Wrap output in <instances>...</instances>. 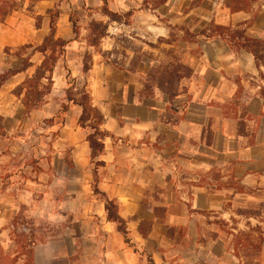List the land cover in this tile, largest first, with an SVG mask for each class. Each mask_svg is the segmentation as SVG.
<instances>
[{"label":"rangeland","instance_id":"rangeland-1","mask_svg":"<svg viewBox=\"0 0 264 264\" xmlns=\"http://www.w3.org/2000/svg\"><path fill=\"white\" fill-rule=\"evenodd\" d=\"M36 1L18 0V11L25 4L33 7ZM53 1L54 7L58 5V0ZM66 1L69 4H59L62 17L69 15L71 9L79 17V36L67 48L66 63L79 86L87 80L92 102H168L169 106L173 102H190L195 98L190 92L203 90L209 81L216 85L217 76L201 75L204 67L218 63L216 50L210 43L223 42L225 50L236 58L245 53L253 57L243 49L230 48L221 39L208 40L199 34H211L214 28L223 27L248 37L247 29L258 12L256 4H264L260 0L251 3L245 11H240L250 14L251 19L236 24L232 16L238 12H233L226 0H166L156 10L144 8L146 0H107L110 9L118 14L134 11L131 22L124 23L123 20L112 22L100 14L102 0ZM148 2L156 4L152 0ZM83 4L93 10L96 21L108 27L107 35L100 42L101 54L93 57L92 71L87 76L82 73V58L90 19L82 9ZM33 12L28 15L35 25L38 17ZM186 33L197 37L185 36ZM56 37L71 40V25L62 20L57 22ZM20 48H6L9 54L4 49L2 65L21 68L22 60L18 56L26 58L31 50L23 52ZM36 56L34 65L41 59L39 54ZM260 56L261 60L254 62L261 71L253 80L246 76L230 80L236 92L227 101L230 102L228 112L233 114L243 107L242 80L254 87L264 100V55ZM65 76L63 64L59 62L53 73V90L44 104L58 105L64 100ZM4 104L8 116L0 118V264H12L16 249L8 225L21 209L35 223L39 264H102L105 257L101 247L105 238L98 229V221L90 219L99 204L92 202L85 133L74 124L61 134L60 120H44L37 113L26 115L21 102ZM217 179L218 174L213 173L212 180ZM256 198V224L252 222L248 226L242 218L239 229L236 222L229 226L210 214L206 217L209 230H205V238L200 243L215 241L221 235L229 244L230 254L241 264L263 263L264 255L262 251L256 252V248L261 245L260 235L264 234V218L260 219V214H264V191L258 192ZM237 212L243 217L253 213L247 208ZM21 223L25 228L30 226L27 220ZM231 229H236V233ZM15 264H25V260Z\"/></svg>","mask_w":264,"mask_h":264},{"label":"crops","instance_id":"crops-1","mask_svg":"<svg viewBox=\"0 0 264 264\" xmlns=\"http://www.w3.org/2000/svg\"><path fill=\"white\" fill-rule=\"evenodd\" d=\"M54 5L53 0L33 4L34 16L42 18L38 30L28 15V4L0 24V72L19 68L2 65L4 49L42 43L49 32L47 11ZM256 8L247 35L264 40V4H256ZM62 16L58 22L69 23L68 15ZM250 19L246 12L232 16L236 24ZM210 45L216 50L218 63L204 67L201 75L217 76V83L213 86L209 81L203 90L190 92L195 96L190 102H173L171 106L168 102H92L104 116L102 130L111 136L104 140V153L98 159L104 163L99 170V190L118 203L136 248L150 254L155 264H241L230 254L229 244L221 235L215 241L200 243L209 230L206 217L215 215L229 226L236 222L239 229L242 218L248 226L257 223L256 194L264 191V100L242 80V109L228 112L227 101L236 92L230 80L244 76L253 80L261 69L247 53L236 58L225 50L223 42ZM33 68L10 78L0 88V117L8 116L4 102H21L13 92L33 75ZM61 103L44 104L30 115L37 113L49 121ZM80 114V108L71 106L59 132L78 125ZM87 150L90 154L88 144ZM213 173L218 174L215 181ZM91 193L92 202L99 206L90 219L98 221L105 238L102 264H146L124 244L115 225L107 220L103 202L92 189ZM241 207L253 213L243 217L237 212ZM262 218L264 214H260ZM262 238L264 255V234ZM33 249L34 264H39L35 246Z\"/></svg>","mask_w":264,"mask_h":264},{"label":"trees","instance_id":"trees-1","mask_svg":"<svg viewBox=\"0 0 264 264\" xmlns=\"http://www.w3.org/2000/svg\"><path fill=\"white\" fill-rule=\"evenodd\" d=\"M153 1L156 2L155 5H151L148 0L144 1L143 7L147 9L153 7V10H156L159 5L166 2V0H152V2ZM255 1L256 0H226V3L233 12H240L245 11V9ZM63 2L69 4L66 0H58V5H56L54 9L47 11L49 32L43 39L42 43L39 46L24 45L20 48V51L23 52L31 50V53L26 58L18 56V58L22 60L21 68L17 70L7 69L0 72V88L10 78L35 67L33 75L31 77H26L23 83L13 92V94L20 99L26 115H30L31 113L40 110L43 107L46 98L51 94L54 85V70L58 63L62 62L63 68L66 72L65 83L67 87L65 89V97L58 113L50 121L60 120V125L62 126L71 106L80 108L81 114L78 119V125L82 131L87 133L86 142L90 150L89 162L93 166L92 192L103 202L107 220L115 225L116 231L121 236L124 244L132 249L134 254L139 257L140 263L145 261L146 264H155L150 254L146 251H139L136 248L130 232L128 231L127 222L119 214L120 206L118 203L115 200L108 199L107 196L99 190V184L101 182L99 170L104 167V163L100 162L98 159L104 153V140L111 136L102 130L105 119L101 111L94 107L92 103L91 91L87 80L85 79L84 83L79 86L77 80L72 77L66 63L67 48L72 42L76 41L79 36V17L74 10L71 9L70 14L68 15L73 38L67 41L56 37L57 22L61 14L58 7L59 4ZM248 2L249 4H247ZM32 8L33 7L29 8L31 13ZM82 9L90 19L86 50L82 58V73L87 76L92 71L93 57L101 54L100 42L107 35L108 27L93 18L92 9L87 8L85 5H83ZM18 10V0H10L9 3L6 0H0V24H4L6 18ZM100 14L112 22H122L123 20L124 23H130L134 11L124 15L118 14L110 9L107 0H102ZM40 18L41 17L35 18L36 24L34 27L37 30L41 28V21H39ZM185 36L192 38L197 37V35L191 33H186ZM199 36L205 37L208 40L218 38L224 41L232 49H243L253 55L256 63L261 60L260 55H264V41L248 38L244 33L231 32L226 28L216 27L211 34L201 33ZM8 52L9 49H6L5 53L9 54ZM36 54H39L41 59L39 64L34 65L31 60ZM23 211L24 209H21V212L16 214L8 225L11 240L16 249L15 255L11 258L12 264H15L20 259H24L25 264H34L33 248L38 242L36 236L37 232L34 228V220L30 216L25 215ZM26 220L30 225L29 228L23 227L21 223ZM140 232L142 235H146L143 229H140ZM259 240L262 244V235H260ZM260 246L256 248V252L258 253L261 251Z\"/></svg>","mask_w":264,"mask_h":264}]
</instances>
